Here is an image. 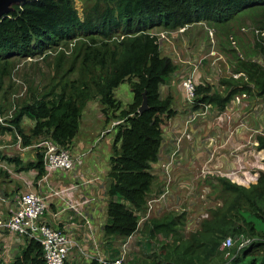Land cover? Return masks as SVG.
<instances>
[{"label":"trees","instance_id":"obj_1","mask_svg":"<svg viewBox=\"0 0 264 264\" xmlns=\"http://www.w3.org/2000/svg\"><path fill=\"white\" fill-rule=\"evenodd\" d=\"M241 11L253 13L254 49L248 58L237 57L232 71L246 78L222 80L227 84L232 79L235 84L224 95L211 90L209 84H197L194 90L196 103L222 109L236 92H248L249 85L258 95L264 93V35L260 34L264 30V0H85L81 15L73 0H22L12 2L0 16V74L8 73L9 60L15 54L40 53L44 47L75 34L87 37L78 43L72 59L79 60V76L63 80L58 88H27L9 122L22 144L44 137L68 149L83 106L87 100L96 99L105 122L114 121L105 173L108 182L102 234L106 238L123 239L137 230L154 179L150 166L158 156L162 124L174 114L171 95L161 96L159 86L176 67L170 57L160 53L156 36L148 29L153 25L175 29L201 20L220 22ZM115 32L119 35L112 37ZM253 55L257 56L251 58ZM124 81L130 99L121 107L114 89ZM142 99L146 107L137 111ZM23 117L32 120L27 133L19 126ZM5 128L0 125V131ZM255 140L257 148H264L263 135L257 134ZM14 166L18 168L16 162ZM30 167L36 169L35 177L44 172L39 151L33 161L19 166ZM217 181L231 201L225 202L224 197L223 206L211 210L197 231L183 235L179 215L170 212L144 222L145 251L151 248L150 238L156 234L170 242L161 243L157 254L150 253L148 263L141 264H264V228L256 225V220L264 223V170L257 171L255 182L248 187L224 177ZM238 233L249 236L245 245H231L227 255L225 250H218L225 235ZM253 235L258 237L253 239ZM116 253L114 247L108 256ZM6 264H45L39 242L24 238ZM62 264L111 263L91 259Z\"/></svg>","mask_w":264,"mask_h":264},{"label":"rangeland","instance_id":"obj_2","mask_svg":"<svg viewBox=\"0 0 264 264\" xmlns=\"http://www.w3.org/2000/svg\"><path fill=\"white\" fill-rule=\"evenodd\" d=\"M84 4L85 0H73V5L79 15H81V8ZM245 11L220 22L201 20L175 29L164 28L160 25H153L148 29L150 34L156 36L160 53L170 57L176 67L168 80L159 86L161 96L170 94L171 104L174 107H178V104L180 106L183 96L177 82L180 81V77L190 71L193 62L198 59V68L193 76L195 85L209 84L211 90L221 95L235 86L232 79L227 84L222 80H228L229 77H232V69L237 57L248 58V55L253 54L254 49L255 36L252 31V28H255L254 16L252 12ZM118 35L119 32H115L112 37ZM81 40H87V37L75 34L67 40H61L57 44L44 47L40 53L32 55L15 54L9 60L11 64L8 73L0 74V125L8 127L5 132L0 131L1 163L5 164L6 159L3 157H8L7 155L18 157L14 156L15 140L13 138L18 132H15L14 129L11 132L12 125L9 120L17 108V104L25 98L27 88L37 90L52 86L58 88L63 80L79 76V60L72 61V59L75 55V48ZM256 56L250 57L255 58ZM61 73H65L66 76H60ZM124 85L128 86V83H119L118 87ZM120 92L121 89L116 90L114 96L117 97L115 98L123 107L129 100L127 101L123 96H120ZM239 92H236L235 95H239ZM93 100L96 99L92 98L91 101ZM228 102L224 104L222 109L211 104L204 111L207 113L212 106L210 113L214 117V122L211 128L216 133V139L223 138L225 132L232 137L239 135L238 140L247 139V143L243 145L244 149L237 151L238 147L234 142L236 140L231 137L236 149L232 150L230 161L226 162L227 166L225 167H209L204 162L196 169L195 165L198 160L196 158L192 160L191 146L184 147L185 155L181 153L180 146L173 156L168 155L171 152L173 137L179 129V124L184 125L188 116L189 118L192 115L195 118L201 117L200 112L204 110L202 106H188L187 109L183 108L185 107L183 105L180 106L187 114L182 116V120L178 117L171 119L175 129L171 128L170 119H166L162 124L160 149L157 159L150 166L154 179L147 195L145 212L140 215L137 230L132 235L123 239H115L113 243L114 247H119L120 243L127 241L126 253L123 257L124 264L148 263L150 253L157 254L161 243L170 242L169 238L156 234L150 238L151 248L144 250L143 224L148 218L168 212L179 215L178 227L180 232L183 235H188L197 231L202 219L209 217L211 210L222 207L224 201H231V197L221 191L220 183L217 181L218 177H224L231 182L248 187L253 184L256 171L264 170L263 160L259 159L261 153L256 151L258 148L255 144H250V140L255 138L257 134L264 133V121L259 122L264 117V93L258 95L255 88L249 85V91L240 103L230 104ZM91 111L94 112L89 105L83 109L80 114L82 126L89 125L86 120ZM176 114L180 115V112L177 111ZM27 121L29 122L27 123ZM30 122L31 120L23 117L20 121L21 128L28 132ZM106 136L109 137L111 143L112 134L105 133L104 137ZM183 140L193 144L191 137ZM108 157L109 155L104 156V163L108 161ZM188 158L191 160L189 161ZM187 165L189 168L184 167ZM256 225L264 228V223L258 220H256ZM87 231L91 234L88 227ZM240 234L242 233L228 234L232 241L231 245L240 243ZM242 235L245 236V234ZM257 237V235H253L251 238L256 239ZM80 240L83 243L87 242L86 238ZM219 249L221 248L218 244ZM70 255L69 258H81L77 251Z\"/></svg>","mask_w":264,"mask_h":264},{"label":"crops","instance_id":"obj_3","mask_svg":"<svg viewBox=\"0 0 264 264\" xmlns=\"http://www.w3.org/2000/svg\"><path fill=\"white\" fill-rule=\"evenodd\" d=\"M169 76L165 81L168 80ZM240 77L241 76L234 78L238 79ZM178 82L177 84L179 86V90L182 92L180 81ZM116 88L114 89V92L121 89L120 96H123V98L127 101L130 99V91L127 85H124L123 87L117 86ZM88 105L92 107V110H94V112L91 111V114L87 117L86 121H88L89 125L82 126L79 118L77 132L70 141L67 149L72 155L84 152L81 162L78 164L74 163L70 168L66 169H51L46 179L44 181H39V183H35L33 188L38 192L44 193L48 184L56 187L70 185L71 195H73L75 199L82 198L85 200L82 202V205L78 206V212L63 211L60 208V203L56 199L46 197V209L42 219L50 226L68 230V233L83 240L87 238L86 235L88 234V227L91 230V237L98 242L99 247L102 250L101 252L105 255H109L114 252L115 245L113 243L117 238H106V236H103L102 234V223L105 220V204L107 198L105 189L108 182V178L105 174L108 167V161L104 163L103 158L104 156H108L111 151L109 137H104V134H113V120L105 122V117L101 113L99 104L96 100H87L81 110V113ZM170 105L174 111H179L180 115H177L176 112H174V114L168 119L171 120L178 117L182 120V116H186V111H184L181 107L183 105L185 106L183 108L187 109L188 106L183 102V100L180 102L181 107L179 104L178 107H174L172 104ZM211 108L212 106L209 111H207L206 115H201V117L198 118L196 117L197 119L195 117L192 118L190 123L187 125L186 131H188L193 144L183 140L189 138L183 137L180 145L182 154H184V149L186 147L191 146L192 160H195V158L198 160V163L195 165L196 169L204 162H206L209 167H225L227 166L226 162L230 161L232 150L236 149L235 145L232 143V136L226 134V132L223 135V138H215L216 133L211 128L214 122V117L210 113L212 110ZM20 121L19 126L21 127ZM260 121L263 122L264 117H262L259 122ZM28 122L29 121H27V123ZM170 122L171 128H174L175 125L172 120ZM30 123L32 125V120ZM179 125L180 126L177 131H179L183 126L181 123ZM12 129L15 130L13 126H11V132H13ZM5 130H7V128L2 131L5 132ZM21 130L23 133L27 132L22 128ZM13 138L15 140V136ZM169 138H171V136H169ZM232 138L233 140H236L234 142L238 147V149H236L237 151L244 149L243 145L247 143V139L238 140L240 138L239 135ZM34 140L37 141L38 139H33L29 144H22L21 139V144H16L15 142L14 156L18 157H15V160H7L9 156H12L7 155L8 157H3L6 159V162L4 161L5 164L0 161V176L3 175L0 177V218L6 217L9 211L16 206V199L20 191L23 189V181L27 182L36 178L35 168H19V166L23 167L28 162L33 161L36 157V152H40V148L36 145V141ZM251 143L256 145L255 138L250 140V144ZM100 144H102V146H100ZM256 151L261 153L259 159L261 161L263 160L262 162L264 163V148H258ZM188 160L190 161L191 159L188 158ZM15 162L17 163L18 168L14 166ZM184 167L189 168L188 165ZM22 243V237L15 238L14 240L13 236H11L9 232L4 229H0V252H2L3 258L5 257L6 259H4L7 262L12 259L14 253L18 250V247H20ZM68 257H71V255H68ZM73 260L77 262L85 261V259L82 258L67 259L69 263Z\"/></svg>","mask_w":264,"mask_h":264},{"label":"built area","instance_id":"obj_4","mask_svg":"<svg viewBox=\"0 0 264 264\" xmlns=\"http://www.w3.org/2000/svg\"><path fill=\"white\" fill-rule=\"evenodd\" d=\"M260 34L264 35V30H261ZM198 63L199 59L195 60L190 71L180 77V86L182 89L183 102L191 107H196L198 105L202 106L204 110H202L200 114L204 115L206 114L204 111L207 110L210 104L196 103L194 101L195 84L193 76L198 68ZM231 76H243L244 79L246 78L241 72L232 73ZM235 94L229 99L230 104H238L241 102L242 98L246 96V92H239V95ZM194 117L193 115L190 118L189 116L186 117L188 120L184 121L182 128L177 131L173 137V146L171 152L168 154L170 157L179 150L180 142L183 137L190 138L186 128ZM261 134L264 136V133ZM20 139V135L15 133L16 144H21ZM36 145L40 148L44 172L34 180L27 182L23 181V189L16 199V206L9 211L6 217L0 218V229L9 232L14 240L18 237H22V239L34 238L37 240L40 244L42 258L45 264H62L64 261H67L69 258L68 255L72 252L75 253V251H77L85 261L94 259L101 263L124 264L123 257L126 253L127 241L120 243L119 247H117L116 255L111 258L101 252L102 250L98 242L91 237L90 233L87 234V242L83 243L79 237H75L73 234L68 233V230L54 228L42 219L46 209V197L56 199L60 203V208L63 211L78 212V206L82 205V202L85 201L82 198L75 199L73 195H71L70 185L56 187L48 184L44 193L38 192L33 188L35 183H39V181H44L46 179L51 169H66L70 168L74 163H80L84 152L72 155L66 148L44 137L38 138ZM256 175L257 172L255 173L254 180ZM239 237L240 243L237 247L245 245L250 239L248 236H243L242 234H240ZM231 244L232 241L228 235L220 240L219 248L225 250L224 255H227V250ZM4 258L2 252H0V264L7 263L5 260L6 258Z\"/></svg>","mask_w":264,"mask_h":264},{"label":"water","instance_id":"obj_5","mask_svg":"<svg viewBox=\"0 0 264 264\" xmlns=\"http://www.w3.org/2000/svg\"><path fill=\"white\" fill-rule=\"evenodd\" d=\"M22 0H0V16H2L7 10L10 9V4L12 2H20ZM146 107L145 100L142 99L139 106L137 107V111H142Z\"/></svg>","mask_w":264,"mask_h":264},{"label":"clouds","instance_id":"obj_6","mask_svg":"<svg viewBox=\"0 0 264 264\" xmlns=\"http://www.w3.org/2000/svg\"><path fill=\"white\" fill-rule=\"evenodd\" d=\"M254 182H255V180H254Z\"/></svg>","mask_w":264,"mask_h":264}]
</instances>
